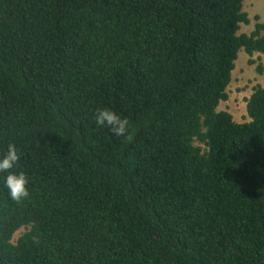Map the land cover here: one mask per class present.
I'll list each match as a JSON object with an SVG mask.
<instances>
[{"label": "trees", "instance_id": "obj_1", "mask_svg": "<svg viewBox=\"0 0 264 264\" xmlns=\"http://www.w3.org/2000/svg\"><path fill=\"white\" fill-rule=\"evenodd\" d=\"M243 2L0 0V158L31 194L0 173V264H264V87L248 122L217 110L264 59Z\"/></svg>", "mask_w": 264, "mask_h": 264}, {"label": "rangeland", "instance_id": "obj_2", "mask_svg": "<svg viewBox=\"0 0 264 264\" xmlns=\"http://www.w3.org/2000/svg\"><path fill=\"white\" fill-rule=\"evenodd\" d=\"M243 12L248 15L249 24H241L238 34H249L254 30L257 22H264V0H244ZM249 60H253L255 64L249 65ZM257 65H261L264 70L263 56L255 54L250 58L243 50L239 51L234 65L236 68L232 73V80L227 88L228 100L220 102L219 109L217 108L218 111L229 112L236 122H248L245 99L251 94L253 86L259 83L264 85V72L258 74L255 70ZM25 231V229H20L16 232L12 242L15 243Z\"/></svg>", "mask_w": 264, "mask_h": 264}, {"label": "clouds", "instance_id": "obj_3", "mask_svg": "<svg viewBox=\"0 0 264 264\" xmlns=\"http://www.w3.org/2000/svg\"><path fill=\"white\" fill-rule=\"evenodd\" d=\"M95 121L98 127L107 126L114 135L131 139L128 134L129 121L127 118H121L110 109H99L95 114ZM20 155L14 144H9L7 152L0 158V173H7L4 178V187L6 188L10 199L17 204L30 198L29 178L25 172L13 171L20 163Z\"/></svg>", "mask_w": 264, "mask_h": 264}, {"label": "crops", "instance_id": "obj_4", "mask_svg": "<svg viewBox=\"0 0 264 264\" xmlns=\"http://www.w3.org/2000/svg\"><path fill=\"white\" fill-rule=\"evenodd\" d=\"M258 55H259V54H258ZM235 68H236V66L234 67V69H235ZM233 71H234V70H233ZM233 71H232V73H233ZM263 72H264V70H263ZM231 80H232V79H231ZM258 83H259V82H258ZM259 84H260L261 86L264 87V85H263L262 83H259ZM251 92H252V91H251ZM249 96H250V95H249ZM249 96H248V97H249ZM248 97H247V98H248ZM218 109H219V108H218ZM233 119H234V118H233ZM247 121H249V120H247ZM235 122H236V121H235ZM236 123H239V122L237 121Z\"/></svg>", "mask_w": 264, "mask_h": 264}]
</instances>
